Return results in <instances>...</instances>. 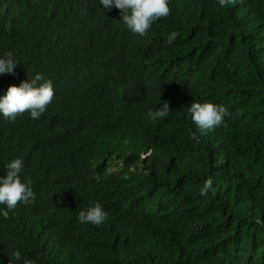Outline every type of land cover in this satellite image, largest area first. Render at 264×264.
Here are the masks:
<instances>
[{
    "label": "trees",
    "instance_id": "trees-1",
    "mask_svg": "<svg viewBox=\"0 0 264 264\" xmlns=\"http://www.w3.org/2000/svg\"><path fill=\"white\" fill-rule=\"evenodd\" d=\"M168 6L140 36L100 0H0V97L37 73L55 92L38 120L0 114V177L20 158L36 195L0 205V264H264V0ZM194 101L225 124L201 136Z\"/></svg>",
    "mask_w": 264,
    "mask_h": 264
},
{
    "label": "clouds",
    "instance_id": "clouds-1",
    "mask_svg": "<svg viewBox=\"0 0 264 264\" xmlns=\"http://www.w3.org/2000/svg\"><path fill=\"white\" fill-rule=\"evenodd\" d=\"M220 7L235 5L237 0H218ZM100 4L106 9L115 7L120 10L121 21L134 34L144 36L155 21L167 17L170 14L168 0H100ZM5 31H10L11 20L5 24ZM177 33L172 32L168 36V43H173ZM13 53L8 52L0 58V74L13 73L17 66ZM43 81V82H41ZM55 92L52 81L44 80L43 76L37 73L31 80L22 82L18 87L10 86L5 95L0 97V114L9 121L14 122L17 117L30 113L33 120H38L46 111L54 99ZM191 120L195 124L201 136L206 135L215 127L225 124L224 117L228 114L227 109L211 102H193L188 109ZM170 114L169 104L164 102L159 110H150L147 113L152 121L163 119ZM196 139L195 134L192 137ZM23 160L12 159L5 165L6 175L0 177V205H5L8 210H14L19 203L25 205L32 203L36 195L31 187V182H22L21 172ZM214 193L213 181H205L200 190L202 196L209 192ZM78 221L81 224H92L100 226L107 218L106 212L99 202L87 210L78 212ZM16 260H21L19 250L13 253ZM23 264H35L34 260L23 258Z\"/></svg>",
    "mask_w": 264,
    "mask_h": 264
}]
</instances>
